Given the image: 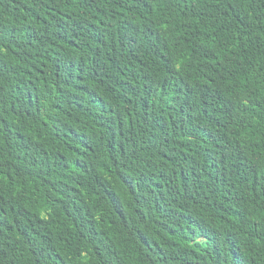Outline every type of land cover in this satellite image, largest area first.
Returning a JSON list of instances; mask_svg holds the SVG:
<instances>
[{"label": "trees", "instance_id": "obj_1", "mask_svg": "<svg viewBox=\"0 0 264 264\" xmlns=\"http://www.w3.org/2000/svg\"><path fill=\"white\" fill-rule=\"evenodd\" d=\"M0 264H264V0H0Z\"/></svg>", "mask_w": 264, "mask_h": 264}]
</instances>
